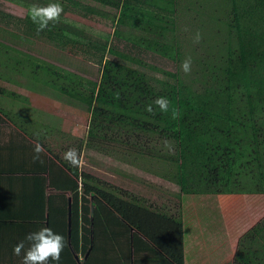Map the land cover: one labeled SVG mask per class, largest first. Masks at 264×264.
Segmentation results:
<instances>
[{
	"label": "trees",
	"instance_id": "trees-1",
	"mask_svg": "<svg viewBox=\"0 0 264 264\" xmlns=\"http://www.w3.org/2000/svg\"><path fill=\"white\" fill-rule=\"evenodd\" d=\"M7 1L27 9V14L18 18L0 11V31L21 40L45 37L73 45L93 55L101 66L95 80L0 41V81L17 87L31 83L37 92L53 91L69 105L87 107V136L73 147L81 160L83 153L101 155L109 146L157 158L172 166L169 174L178 188L179 207L188 195L264 194V0ZM54 2L63 8L60 18L37 32L30 7ZM89 2L116 12L111 16L113 31L72 18L103 15ZM185 14L209 18L207 22L199 18L207 41L205 59L197 60L189 81L179 70H162V77L150 74L142 68L146 65L143 51L176 62L182 59L179 22ZM121 44L126 50L120 49ZM160 96L169 99L168 112L153 103ZM12 101L25 112L12 110ZM29 103L28 97L0 84V117L24 135L34 134L37 124ZM148 104L153 105L152 112L147 111ZM173 110L178 113L175 117ZM44 127L50 137L57 135L56 124L47 122ZM143 138L147 140L142 144ZM31 139L45 147L37 136ZM150 141L171 142L174 151L163 152ZM47 149L50 162L61 161L72 174L76 247L83 239L86 254L93 241L96 245L104 238L122 254L128 249L127 264L133 250L142 246L149 249L146 262L156 254L171 264H185L188 227L182 214L71 166L51 145ZM234 264H264V218L241 237Z\"/></svg>",
	"mask_w": 264,
	"mask_h": 264
},
{
	"label": "rangeland",
	"instance_id": "rangeland-1",
	"mask_svg": "<svg viewBox=\"0 0 264 264\" xmlns=\"http://www.w3.org/2000/svg\"><path fill=\"white\" fill-rule=\"evenodd\" d=\"M89 3L99 12H102L103 15H93L89 19L79 16H72V18L102 31H113L111 16L116 12L98 3ZM185 6H188L186 1ZM9 13L18 18H25L27 9L16 7ZM199 18H201V22L202 20L207 22L209 19L205 15L195 19L193 14H185L180 18L179 39L182 43L183 56L179 62L152 51H143L146 65L142 68L158 77H162V70H179L181 75L189 81L198 68L197 60H203L205 59L204 55H207L205 53L207 41L203 31L204 28L199 25ZM208 30L209 28L206 29V31ZM199 32H202V35ZM16 33L20 37H25L20 31ZM0 41L77 71L89 78L98 80L101 75V66L96 62L94 56L76 49L73 45L49 41L45 37L30 36L26 37L25 40H21L2 31H0ZM120 49L126 50L123 44H121ZM132 54H136V52H132ZM188 57L192 59V70L185 73L181 64ZM0 84L11 92L29 98L30 114H33V118L36 120L46 118V122L56 124L57 136L53 135L52 140L56 143L54 147L57 150L63 145L67 147L70 144L73 145V148L87 136L89 111L86 106L82 109L78 108V104L69 105L71 104L69 100L60 97L53 91L37 92L31 83L26 84L25 87L13 86V84L2 81H0ZM9 105L13 108L12 110H16L18 113L25 112L14 101ZM117 135L120 136V134ZM136 140L137 138H132V141ZM145 140L147 139H141L142 144ZM149 143L163 152L174 151V145L171 142L158 143L150 141ZM104 151L101 155L83 153V168L112 185L148 199L157 206H165V210L171 213H182L188 223H193V227L188 226L192 230L193 240L197 238L196 236L199 233L205 236L208 234L214 237L212 240L224 244L225 251H227L233 245L234 240H238L239 237L241 239L246 231L264 218V196L259 194L188 195L183 197L182 207H179L178 188L172 182L169 174L172 166L169 167L168 164L157 158L128 154L122 148L117 149L109 146ZM91 152L97 151L93 150ZM224 255L229 260L231 254L227 251Z\"/></svg>",
	"mask_w": 264,
	"mask_h": 264
},
{
	"label": "crops",
	"instance_id": "crops-1",
	"mask_svg": "<svg viewBox=\"0 0 264 264\" xmlns=\"http://www.w3.org/2000/svg\"><path fill=\"white\" fill-rule=\"evenodd\" d=\"M16 7L20 6L7 0H0L2 12L10 14L9 12ZM33 120L37 122L35 133L24 135L7 118L0 117V264H21L20 257L13 252L14 245L24 239L26 233L41 226H50L65 237L66 247L61 253L59 264H85L88 259L87 264H127L128 249L125 247V253L122 254L104 238H100L96 245L93 241L86 254L83 239H80L79 247L74 244L71 216L72 174L61 161L50 162V152L47 149V146L51 145L55 153L62 157L73 145L67 147L63 145L57 150L52 136L46 134L44 127L47 124L46 118ZM31 136H37L45 143V151L40 154L38 160H33L35 155L33 147L37 142L31 139ZM82 162L83 159L80 168L86 170ZM182 217L187 227H193V223H188L183 214ZM191 231L188 227L184 236L185 264H234L240 237L234 240L233 245L227 250L231 254L228 260L224 255L227 252L224 244L212 240L214 237L208 234L205 236L199 233L193 240ZM82 232L81 226V236ZM143 247L137 249V252L133 250L132 259L129 260L131 264H171L156 254L152 255V260L146 262L145 256L149 249Z\"/></svg>",
	"mask_w": 264,
	"mask_h": 264
},
{
	"label": "clouds",
	"instance_id": "clouds-1",
	"mask_svg": "<svg viewBox=\"0 0 264 264\" xmlns=\"http://www.w3.org/2000/svg\"><path fill=\"white\" fill-rule=\"evenodd\" d=\"M63 11L58 2L47 5L33 4L29 9V16L32 22L37 25V32L47 28L50 22H55L60 18ZM199 38V36H197ZM182 70L189 73L192 70L191 57L185 58L181 64ZM153 103L159 107L161 112H168L170 101L165 96L157 97ZM147 111L152 112L153 105L148 104ZM173 117L178 113L173 110ZM37 135H39L37 133ZM45 151V147L40 142L35 143L33 147V160L40 159V154ZM63 160L67 161L73 167H79L81 157L77 149L69 148L62 155ZM66 247L65 237L62 233L54 230L50 226H41L25 234L24 239L20 240L13 247L15 255L21 259V264H50L55 262L59 264L61 253Z\"/></svg>",
	"mask_w": 264,
	"mask_h": 264
}]
</instances>
